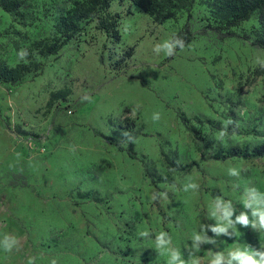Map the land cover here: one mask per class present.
<instances>
[{"label":"rangeland","instance_id":"obj_1","mask_svg":"<svg viewBox=\"0 0 264 264\" xmlns=\"http://www.w3.org/2000/svg\"><path fill=\"white\" fill-rule=\"evenodd\" d=\"M74 1L0 0V65L29 68L15 83L0 81V239L19 240L11 253L0 247V264H26L29 256L35 264L53 257L59 264H166L139 231H168L183 249L200 218L213 223L203 217L213 197L238 202L246 186L264 191V157L217 159L264 146V71L253 63L264 50L243 38L264 29L254 15L234 29L239 37L220 40L204 32L207 0L162 24L128 0H113L118 42L87 20L56 54H44L60 38L57 25ZM8 2L17 9L6 11ZM187 21L190 47L170 58L152 52ZM20 48L29 50L28 63L18 60ZM85 94L90 102H81ZM137 102L143 107L133 121L128 114ZM230 117L239 124L236 135L219 146L217 132ZM132 130L137 143L121 147V133ZM231 166L245 171L230 177ZM189 178L201 184L198 193L170 191V203L149 199ZM218 242L219 249L205 245L200 255L258 248L264 233L239 228Z\"/></svg>","mask_w":264,"mask_h":264},{"label":"clouds","instance_id":"obj_2","mask_svg":"<svg viewBox=\"0 0 264 264\" xmlns=\"http://www.w3.org/2000/svg\"><path fill=\"white\" fill-rule=\"evenodd\" d=\"M190 47V45H187ZM186 47V40L184 37L173 34L169 39L164 40L162 43H156L152 47V52L159 56L163 53L166 57H173L176 55L177 49L183 51ZM18 60L28 63L30 52L26 48H20L16 53ZM254 65L261 71H264V58L257 56ZM91 97L85 94L81 97V102L89 101ZM143 105L137 102L128 114V119L135 120L138 112L142 109ZM161 114L154 112L152 114L153 122L159 121ZM234 126V127H233ZM239 124L231 117L222 122V126L217 132L216 141L219 146H224L227 139H231L236 135L235 128ZM230 128L233 130L230 132ZM123 139L118 143L121 147H129L135 145L138 137L134 131H124L121 133ZM216 148V144H214ZM69 150L76 151L74 145L69 146ZM215 154V151L211 153ZM179 166L182 164L180 160L176 161ZM176 168L170 170L174 171ZM243 168L231 166L227 169V174L230 177L239 178ZM167 181V177H163ZM234 191H239L240 185L233 184ZM201 189V184L193 181L191 178L182 186L172 183L167 186L163 191H153L149 199L153 203H170L169 192L177 190L185 193L193 192L198 193ZM239 205V207H237ZM206 220L213 221V223H202L201 218L198 228L194 230L188 237V242L183 246V249L173 243L172 235L163 229L156 231L155 229H145L139 231L137 235L142 240L152 241L154 250L161 256H166V264H264V245L260 244L259 247H253L246 244L245 246H234L227 250H213L207 249V258L200 255L204 250L205 245H213L215 248H220V237L233 238L239 232V228H250L253 232L264 233V191H261L255 186H246L240 194L238 202H233L232 199H227L223 194L216 195L212 198L211 204L207 212L203 215ZM211 232L213 235H209ZM190 241V243H189ZM0 247L5 252L11 253L13 250H19V240L17 237L5 234L0 239ZM36 257L29 256L26 264H35ZM50 264H59L56 258L50 259Z\"/></svg>","mask_w":264,"mask_h":264},{"label":"trees","instance_id":"obj_3","mask_svg":"<svg viewBox=\"0 0 264 264\" xmlns=\"http://www.w3.org/2000/svg\"><path fill=\"white\" fill-rule=\"evenodd\" d=\"M113 0H77L67 13L61 17L57 25L60 38L54 43L45 45L43 53L52 55L56 54L63 45L70 41L80 30V24L83 21L95 20L97 28L103 31L107 37L115 42L120 40L118 31V17L109 12L110 3ZM141 12L148 14L156 23L162 24L175 18L176 14L190 6L195 0H128ZM207 6L210 12V19L204 26V32L216 36L220 40L239 37L234 29L242 23L247 22L252 16L257 15L258 21L264 29V0H207ZM18 4L8 2L4 9L8 12L16 10ZM185 38L188 45L192 38L190 23L187 21L183 30L178 34ZM244 39L250 40V45L254 48L264 50V34L259 37L250 39L249 36H243ZM131 50L125 54V58L131 57ZM29 68L18 66L16 68H6L0 65V81L3 83H15L19 81ZM183 122H185L182 119ZM118 146V144H115ZM134 159V154L129 152ZM251 157H264V146L255 149L252 154L246 151L240 152L236 149L228 153L217 156L222 161L231 158L249 159Z\"/></svg>","mask_w":264,"mask_h":264}]
</instances>
